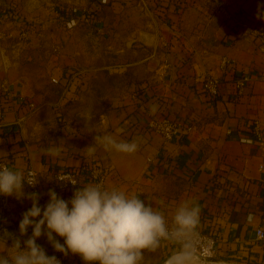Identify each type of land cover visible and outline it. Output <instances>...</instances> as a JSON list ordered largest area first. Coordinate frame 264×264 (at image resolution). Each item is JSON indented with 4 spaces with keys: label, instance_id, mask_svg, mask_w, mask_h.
<instances>
[{
    "label": "crops",
    "instance_id": "0c3cea01",
    "mask_svg": "<svg viewBox=\"0 0 264 264\" xmlns=\"http://www.w3.org/2000/svg\"><path fill=\"white\" fill-rule=\"evenodd\" d=\"M109 1L116 5L120 0ZM149 2L156 15L158 9L168 17L167 21L157 15L163 34L157 45L166 46V53L159 55L154 73L148 71V57L140 56L138 65L128 64L138 78L149 81L140 85L139 99L126 103L113 126L103 133L133 141L130 134L144 127L147 136H141L137 151L105 150L91 138L65 127L54 131L56 127L39 108L32 110L27 105L32 100L28 85L23 79L10 77V88L19 98L13 102L0 92L6 111L0 129V159L14 169L33 166L39 172L46 194L44 202L39 199L42 208L49 201L50 189L65 200L72 198L75 188L59 185L58 171L94 160L106 170L107 187L139 195L163 211L166 219L170 220L174 208L185 200L198 204L200 224L206 231L215 229L217 235L218 252L213 259L217 263L204 264H264V240L256 239V229L264 226V145L246 141L254 137L255 119L261 120L264 133V81L259 78L264 73V0H188L183 8L174 0ZM144 37L153 44L152 34ZM224 55L233 59L226 69L220 67ZM247 72L255 80L238 95L235 80ZM207 75L218 79L216 97L202 87ZM162 115L180 125L181 133L173 140L164 141L147 127L151 119ZM117 129L126 130L117 133ZM57 146L59 153L49 154L47 149ZM89 146L95 151L90 153ZM79 179L80 186L92 183L85 174H79ZM24 191L32 193L27 188ZM31 206V200L0 195L3 255ZM31 233L29 228L28 238ZM40 239L36 242L43 247ZM176 248L162 241L157 251H145L141 264H159ZM64 264L85 262L69 253Z\"/></svg>",
    "mask_w": 264,
    "mask_h": 264
},
{
    "label": "rangeland",
    "instance_id": "374dc122",
    "mask_svg": "<svg viewBox=\"0 0 264 264\" xmlns=\"http://www.w3.org/2000/svg\"><path fill=\"white\" fill-rule=\"evenodd\" d=\"M149 1L107 2L91 19L83 14L94 0H0V85L4 78L23 79L54 131L65 127L95 141L149 81L128 66L148 57L154 73L166 53L157 45L162 21ZM24 22L37 27L23 31ZM143 43L148 46L137 45ZM69 67L73 74L66 77Z\"/></svg>",
    "mask_w": 264,
    "mask_h": 264
},
{
    "label": "clouds",
    "instance_id": "9594fccd",
    "mask_svg": "<svg viewBox=\"0 0 264 264\" xmlns=\"http://www.w3.org/2000/svg\"><path fill=\"white\" fill-rule=\"evenodd\" d=\"M122 131L117 129V133ZM94 140L105 150L126 154L136 152L139 146L135 140H118L111 134L96 135ZM89 149L90 153L95 151L92 146ZM47 151L57 155L59 147ZM57 179L61 186H74L72 198L65 200L50 189L49 201L42 208L38 193L24 191L25 185L39 183L37 174L29 171L26 176L0 164V195L32 202L19 223L20 236L27 235L29 228L31 236L23 246L20 239H14L6 256L0 252V264H60L56 256L47 255L37 244L41 236L56 252L79 255L85 264H141L145 251H157L162 241L177 245L164 264H204L198 233L201 209L193 201L181 202L169 220L163 211L135 193L102 183L80 186L74 179Z\"/></svg>",
    "mask_w": 264,
    "mask_h": 264
},
{
    "label": "built area",
    "instance_id": "2783aa9c",
    "mask_svg": "<svg viewBox=\"0 0 264 264\" xmlns=\"http://www.w3.org/2000/svg\"><path fill=\"white\" fill-rule=\"evenodd\" d=\"M108 0H102V3L105 4L107 3ZM88 9L84 12L83 16L85 18H89L86 16V12ZM70 14V13H69ZM23 31H29L23 30ZM261 35L264 36V30L261 32ZM168 45V43H166ZM233 63V59L228 57V56H222L220 60V67L222 69H226L227 67L230 66V64ZM264 81V73L261 74L259 77ZM255 80V77H253L250 73H242L239 75L236 80H235V89L236 93L238 95L244 94L245 90L247 87ZM54 82H57V79H53ZM11 84L10 81L7 78H4L1 82L0 88H1V94L6 95L8 98L12 99L14 102L15 99L19 98L17 93H14L11 90ZM204 91L211 97H216L219 94V84H218V79H216L213 75H207L203 81L202 85ZM21 102L23 100L21 99ZM27 105L29 106L30 109L32 110H37V105L34 101L30 100L27 102ZM6 115L5 111V106L3 102L0 100V129L2 127V123L4 121ZM18 124H21V119H18ZM148 129L151 132H155L159 134L164 141H170L173 140L176 136H178L181 133V128L180 125L174 121L172 118L168 116H162L158 117L156 119H151L148 124H147ZM192 127H189V130H191ZM252 132L254 137L246 139V141H249L251 143H259L260 146L264 145V133L262 129V122L260 119H255L252 124ZM0 164L2 165H7L10 169L17 170V171H22L25 173L27 176V173L29 171H34L37 174V178L39 179V172L33 167V166H27L26 168L22 170L14 169L12 168L5 160L0 159ZM262 169H264V166H261ZM58 177H63L66 179H74L77 184H80V179L79 175L72 169H62L56 174V178ZM90 181L92 183H102L107 187V173L104 167L101 166L100 163H97L96 165L92 166V168L89 169V175H88ZM58 180V179H57ZM60 182V181H58ZM65 189H70L72 186L71 184H65L62 186ZM24 188H27L30 190L32 193H38L40 196L41 201H45L46 194L42 191L41 186H40V181L38 184H36L34 187L25 185ZM18 234L13 237L10 241L13 244L14 239L21 237L19 228L17 229ZM199 239H200V245L203 251V256L204 258L208 259H215L217 256V239L213 235L211 231H199ZM55 235V234H54ZM45 240L47 241L49 250L51 251V256H56L57 260L60 262V264L65 263V255L62 253L56 252L52 245L48 242L47 238L43 236ZM57 240L61 244L64 243L63 239L60 237H56ZM256 239L259 241L264 240V226L259 225L258 228L256 229ZM168 242V241H166Z\"/></svg>",
    "mask_w": 264,
    "mask_h": 264
},
{
    "label": "trees",
    "instance_id": "16d2710c",
    "mask_svg": "<svg viewBox=\"0 0 264 264\" xmlns=\"http://www.w3.org/2000/svg\"><path fill=\"white\" fill-rule=\"evenodd\" d=\"M188 0H174V3L175 4H178L177 7H184L185 6V3L187 2ZM108 3L110 2L109 0L107 1ZM102 6H103V3H102V0H94V2L89 6L88 8V11L86 12V16L91 18V19H96L97 18V14L98 12L102 9ZM157 9V8H156ZM158 11V9H157ZM157 15L160 16V18L162 19H166L168 21V17L165 16V14H162L161 12H157ZM66 14V12H64ZM170 24L174 27V28H177V25L175 23V21H172L170 22ZM36 24H32V23H27V22H24V24L22 25L21 29L23 30H35L36 29ZM71 69L69 68L68 70V73H66V77H69L73 74L72 71H70ZM162 116H167V115H162ZM162 116H159V117H162ZM169 117V116H168ZM126 129H124L122 131V133L125 132ZM145 132L142 134V132ZM147 131L144 130V127L142 128H138V132L136 134L134 133H131V139L137 141L138 143L141 142L140 139H141V136H147L146 135ZM149 137V136H148ZM147 137V138H148ZM150 139V138H149ZM97 162L94 161V160H86L80 167H75V168H67V169H72L74 170L78 175L79 174H85V175H89V169L92 168V166L96 165ZM59 172V171H58ZM57 172V173H58ZM199 231H206L207 228L205 227V225L203 223L200 224V227L198 228ZM209 231H211L213 233V235L216 237L217 239V235H216V230L215 229H210ZM17 239V238H16ZM18 239L21 240V244L23 246V241L28 239V236L25 235L23 237H19ZM40 243L43 244V247H44V250L46 252L47 255L51 256V251L49 250V247H48V244H47V241L45 240V238L43 236H41V239H40Z\"/></svg>",
    "mask_w": 264,
    "mask_h": 264
},
{
    "label": "water",
    "instance_id": "95a60500",
    "mask_svg": "<svg viewBox=\"0 0 264 264\" xmlns=\"http://www.w3.org/2000/svg\"><path fill=\"white\" fill-rule=\"evenodd\" d=\"M18 234V232L17 231H15V235H17ZM166 259H164L163 261H161L159 264H164V261H165ZM204 262L205 263H217L216 261H214L213 259H208V258H204Z\"/></svg>",
    "mask_w": 264,
    "mask_h": 264
}]
</instances>
